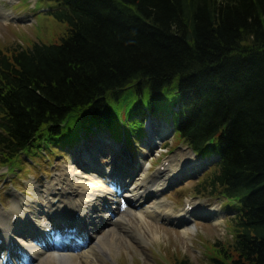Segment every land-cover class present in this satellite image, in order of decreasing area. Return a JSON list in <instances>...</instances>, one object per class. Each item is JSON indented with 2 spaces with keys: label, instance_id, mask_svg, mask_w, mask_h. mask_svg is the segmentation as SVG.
Here are the masks:
<instances>
[{
  "label": "trees",
  "instance_id": "trees-1",
  "mask_svg": "<svg viewBox=\"0 0 264 264\" xmlns=\"http://www.w3.org/2000/svg\"><path fill=\"white\" fill-rule=\"evenodd\" d=\"M49 1L64 36L0 52V165L100 130L130 146L160 120L215 159L207 190L235 212L210 263L264 264V0ZM71 117L74 144L59 136Z\"/></svg>",
  "mask_w": 264,
  "mask_h": 264
},
{
  "label": "rangeland",
  "instance_id": "rangeland-1",
  "mask_svg": "<svg viewBox=\"0 0 264 264\" xmlns=\"http://www.w3.org/2000/svg\"><path fill=\"white\" fill-rule=\"evenodd\" d=\"M0 8L9 13L7 22L0 18V52L2 53L9 55L19 49H28L34 43L52 44L66 33V24L58 23L47 13L52 8V2L49 0H0ZM136 101V97L126 94L119 109L120 114L125 117L129 107ZM77 127V118L71 117L62 126L60 138L69 144H74L79 136ZM166 128L167 130L157 119L145 120V135L139 139L138 144H132L130 147L124 142L113 141L106 131L100 130L93 137L84 138L82 143L75 145L69 151H61L58 146H50L48 142H46L48 147L44 150L33 148L10 164L9 168L0 165V211H10L16 197L30 200L28 207H24L27 215L21 230L36 234L33 222L42 226H48L50 222L41 211L43 210L41 205L44 206L46 201L40 198L37 192L44 197L40 192L54 177H60L68 166L79 169L83 174L98 175L89 167L72 163L74 160L87 161L88 152H94L96 148L99 150L94 156L97 157L98 163H93L92 166L95 165L97 170L104 172L109 163L108 154L114 150L115 156L120 154L118 160L115 159V163L124 165L128 170L134 169L133 179L138 178L145 169L149 176L154 177L159 168H163L162 164H166V160L175 158L172 167L179 166V172L177 175L176 173L172 175L173 178L165 183L157 196L172 207L175 215L169 221H150V226L157 230L158 239L149 241L146 235L144 239L149 243L141 244L134 238L125 237L123 241L129 242L130 246L121 242L119 250L109 258L96 257L92 264H178L181 260L190 264H211L210 258L217 255V250L227 249L233 243L235 212L231 210V205L226 199L216 193L209 194L207 190L208 185L204 181L214 172L215 159H200L193 156L182 143L179 134L174 133L169 126ZM101 148L105 149L104 153H101ZM157 176L159 179L156 181L157 178H154L149 185L155 186L160 183L163 174ZM107 188L111 189L110 186ZM118 199L124 202V195L121 193ZM188 201L194 202L193 209L192 207L187 209ZM152 202L151 197L147 199L146 204L150 205ZM24 204L25 201L22 202V205ZM105 204L102 202L95 209L97 229L103 228L102 222L108 217ZM213 208H218V213L213 212ZM182 210L188 212L184 225L179 224L175 217ZM216 214L220 221L218 225H213L214 220L217 219ZM186 227L194 230L189 232L188 236H183L181 230ZM107 228L108 224L97 234H105ZM66 230L59 236V242L66 244L69 241V244H76L78 246L75 252H80L86 240L82 239L78 229L69 232ZM2 238L0 236V251L4 245ZM19 240L24 241L22 238ZM28 261L25 264L38 262L28 263Z\"/></svg>",
  "mask_w": 264,
  "mask_h": 264
},
{
  "label": "bare ground",
  "instance_id": "bare-ground-1",
  "mask_svg": "<svg viewBox=\"0 0 264 264\" xmlns=\"http://www.w3.org/2000/svg\"><path fill=\"white\" fill-rule=\"evenodd\" d=\"M8 16L9 13L0 8V18L7 22ZM163 128L167 130L165 126ZM95 150L98 151L99 148ZM100 150L103 152L105 149ZM92 153L93 151L90 152ZM114 156V150L109 152V163L104 172L97 170L95 165H91L95 160L98 161L93 155L89 163L74 160L73 164L89 167L98 175L83 174L79 169L68 166L60 177H54L40 192L44 197L37 192V195L46 201L44 206L41 205L43 207L41 211L50 222L48 226H42L32 221L36 234L21 230L27 215L24 207H28L30 200L16 197L10 211H0V236L4 239V245L0 251V264H25L27 260L38 261L37 264H92L96 257L109 258L111 254L119 250L121 242L130 246L129 242L123 241L125 237L134 238L141 244L149 243L144 239L146 235L149 241L158 239L157 230L150 226V221H169L175 215L170 205L157 198L158 192L165 183L173 178V174L177 175L179 172V166L172 167L174 166L172 163L176 161L175 158L166 160V164H162L163 168H159L154 177L149 176L145 169L138 178L133 179L134 169L128 170L124 165L115 163V159L118 160L120 154H117L115 158ZM162 174L160 183L158 182L155 186L149 185L151 180L157 178V181L159 179L157 175ZM34 188L37 187L34 186ZM121 193L124 195V202L118 199ZM151 197L153 202L147 205L146 201ZM24 201L25 204L22 205ZM102 202L106 203L108 216L102 225L105 228L108 224V228L105 234L98 235L99 230L103 228H96L97 216L94 214L97 205ZM193 206L192 201L186 204L187 209L190 207L193 209ZM212 211L218 213V208H213ZM187 213V210H182L175 216L179 224L184 225ZM217 216L216 214L217 219L214 220L213 225H218L220 221ZM65 229H67L66 232L78 229L82 239L86 240L80 252H75L78 246L76 244H69V241L66 244L59 242V236ZM193 230L186 227L181 230V234L188 236ZM57 231L61 232L57 233ZM25 235L26 238H24Z\"/></svg>",
  "mask_w": 264,
  "mask_h": 264
}]
</instances>
